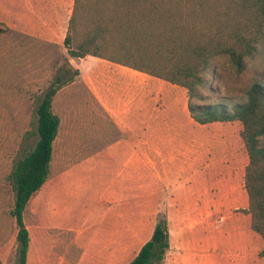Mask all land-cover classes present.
Listing matches in <instances>:
<instances>
[{
    "label": "rangeland",
    "instance_id": "rangeland-1",
    "mask_svg": "<svg viewBox=\"0 0 264 264\" xmlns=\"http://www.w3.org/2000/svg\"><path fill=\"white\" fill-rule=\"evenodd\" d=\"M73 1L0 0L1 264L17 257L10 173L35 142V107L57 75L51 110L59 126L49 171L23 213L26 264H127L161 220L169 246L153 264H264L263 242L243 210L247 156L240 124H200L188 110L189 103L245 99L247 86L264 80V50L241 72L217 58L212 89L201 90L204 100L153 78L151 91L129 97L142 101L141 116L124 122L108 111L117 112L123 87L116 84L112 96L98 91L109 80L103 72L121 64L67 54ZM83 34L78 25L72 47Z\"/></svg>",
    "mask_w": 264,
    "mask_h": 264
},
{
    "label": "trees",
    "instance_id": "trees-1",
    "mask_svg": "<svg viewBox=\"0 0 264 264\" xmlns=\"http://www.w3.org/2000/svg\"><path fill=\"white\" fill-rule=\"evenodd\" d=\"M78 25L84 28V40L72 47ZM67 30L63 43L68 56L91 54L107 59L183 87L189 99L204 100L201 90L212 89L210 76L215 74L217 58L225 56L235 71L241 72L247 60L264 50V0H74ZM61 78L57 75L39 98L35 142L10 173L14 192L10 214L17 226L15 264L27 261L30 237L23 213L48 175L59 126L51 102ZM188 110L200 124L233 120L240 124L247 156L242 178L247 207L243 210L250 230L263 242L260 255L264 257V145H260L264 80L254 79L241 101L189 103ZM168 246L166 222L161 220L127 264L160 261Z\"/></svg>",
    "mask_w": 264,
    "mask_h": 264
},
{
    "label": "crops",
    "instance_id": "crops-1",
    "mask_svg": "<svg viewBox=\"0 0 264 264\" xmlns=\"http://www.w3.org/2000/svg\"><path fill=\"white\" fill-rule=\"evenodd\" d=\"M110 62L111 61H106L105 63H110ZM114 64L120 65L118 63H114ZM120 66H122L123 68H116L117 70L115 68L114 69L113 68H107V70H105L103 72V74L105 75L104 77L106 79L108 77L109 80L102 81L100 84H101V87H103V89L102 90L98 89V91H101V94L106 93L105 96H112V94H114V91H115L114 86H116V84H119V85H121V87H123V88H121L122 90H118V92H117L120 94V95L117 94L118 105H119L117 108L118 109L117 112L111 111V110H108V111L110 112L111 116H115V118H118V119L126 122L127 119L130 118V116L133 117V120H134V116H137V114L139 112H141V109L143 108L142 107V101L135 104L133 102H130L129 97L134 95L135 93L143 94L145 91H151L150 81L153 78L156 79L157 77L147 75V74L141 73V72H139V74H134L132 72H131L132 74H127L129 70L130 71H134V70H132L129 67L123 66V65H120ZM125 69H127V70H125ZM173 85H175V84H173ZM176 86H178V85H176ZM181 88H183V87H181ZM98 93L99 92H96V95H99ZM126 109H127V111H126ZM131 109L134 112H132V114L130 115ZM141 114H142V112L138 114L137 119L141 116ZM240 140H241V138H240ZM241 143H242V141H241ZM242 145H243V143H242ZM245 164H244V166H245ZM244 166H243V172H244Z\"/></svg>",
    "mask_w": 264,
    "mask_h": 264
}]
</instances>
